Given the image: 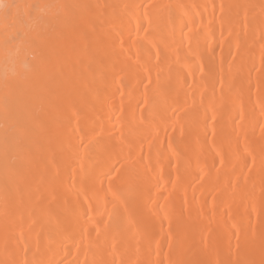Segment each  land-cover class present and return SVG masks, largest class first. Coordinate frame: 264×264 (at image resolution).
<instances>
[{
	"label": "bare ground",
	"instance_id": "bare-ground-1",
	"mask_svg": "<svg viewBox=\"0 0 264 264\" xmlns=\"http://www.w3.org/2000/svg\"><path fill=\"white\" fill-rule=\"evenodd\" d=\"M0 125V264H264V0H0Z\"/></svg>",
	"mask_w": 264,
	"mask_h": 264
},
{
	"label": "rangeland",
	"instance_id": "rangeland-1",
	"mask_svg": "<svg viewBox=\"0 0 264 264\" xmlns=\"http://www.w3.org/2000/svg\"><path fill=\"white\" fill-rule=\"evenodd\" d=\"M15 2V1H14ZM18 3V2H17ZM15 5H16V3H15ZM14 5V6H15ZM7 100L8 99V97L7 98H4V100ZM8 101V100H7ZM22 117V116H21ZM23 118V117H22ZM1 126V125H0ZM25 126V125H24ZM24 127H22V129H23ZM22 129H20V131H17V132H15V134H14V138H15V141H18V139L19 140H21V136H23L24 137V135H25V132H24V130L22 131ZM17 133H19V135L17 134ZM17 135V136H16ZM20 136V138H18ZM22 137V138H23ZM18 138V139H17Z\"/></svg>",
	"mask_w": 264,
	"mask_h": 264
}]
</instances>
